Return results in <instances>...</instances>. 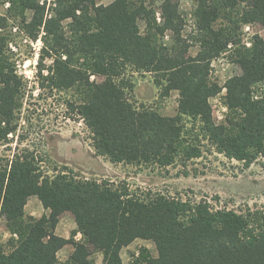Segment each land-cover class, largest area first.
<instances>
[{"label": "trees", "instance_id": "16d2710c", "mask_svg": "<svg viewBox=\"0 0 264 264\" xmlns=\"http://www.w3.org/2000/svg\"><path fill=\"white\" fill-rule=\"evenodd\" d=\"M38 1L9 3L21 15L33 12L28 37L36 39L41 28L44 33L39 87L75 89L79 101L70 106L84 120L96 155L112 163L167 167L178 155L183 122L189 118L199 120L208 144L205 150L187 148L184 160L206 151L237 162L241 170L264 166V94L250 92L254 82L264 80V38L255 36L248 57L237 60L241 74L227 83L222 103L239 110L234 120L212 121L209 99L219 88L208 78L210 62L234 41L236 31L264 29V0H193L191 16L200 35L191 41L183 37L178 0H114L107 6L95 0H55L45 17ZM65 19L72 20L69 37L61 26ZM168 34L171 44L163 41ZM45 58L51 62L44 69ZM126 65L152 74L163 96L178 92L175 116L135 108L128 101L126 83L114 81ZM90 74L104 80L91 82ZM20 84L0 52V92H20ZM4 100L0 96L2 104ZM9 110L0 107L3 116ZM11 129L1 131L0 140L6 141ZM21 151L0 161V220L10 233L0 242V264H97L98 257L100 264H122L121 250L137 239L151 242L154 250L140 246L130 264H264V209H214L206 200L182 201L142 190L132 194L124 182L62 172L49 177L39 173L35 155ZM31 196L43 207L39 219L23 214ZM64 213L75 224L68 240L54 233ZM65 245L71 253L60 261L56 254Z\"/></svg>", "mask_w": 264, "mask_h": 264}, {"label": "rangeland", "instance_id": "374dc122", "mask_svg": "<svg viewBox=\"0 0 264 264\" xmlns=\"http://www.w3.org/2000/svg\"><path fill=\"white\" fill-rule=\"evenodd\" d=\"M54 1H38V4L44 7L43 17L47 16L50 7H56ZM112 1L114 0H95V3L107 6ZM178 1L181 15L185 19L183 37L191 41V38L200 35L191 16L196 6L193 0ZM32 17L31 10H26L21 15L11 6L9 0H0V52L9 60L21 83L20 92H0V96L5 98L3 104L0 102V107L11 110L8 116L0 113V132L11 128L14 130H10L11 134L7 135L6 141L0 140V161L11 159L14 153L21 154V150H28L36 157L34 161L39 167V173L49 177L62 172L86 180H106L117 184L124 182L132 194L137 192L136 190H142L182 201L206 200L214 209H264L263 165L254 164L246 170H241L237 162L228 161L222 155L206 151L200 158L184 160L183 153L187 148H207L208 143L203 139L199 120H184V128L177 144L178 155L167 167H159L153 163H112L107 157L96 155L84 120L75 112V107L73 109L70 106L79 101L75 89L51 91L39 87L37 64L42 46L41 36L44 33L41 28L36 39L28 37L26 27ZM70 23L71 19H65L61 23L67 37L70 36ZM140 27L143 32V23H140ZM236 32L238 35L234 41L209 65V81L219 88V92L209 99L212 121L216 124L234 120L239 113V110H230L222 103V98L226 95L227 83L241 74L242 69L237 60L248 57L255 36L264 38V29L260 26L243 28ZM163 41L171 44L169 34ZM50 62L49 58L43 60L46 66L44 69ZM43 74L46 75V72ZM102 80V76L89 75L91 82ZM114 81L126 83L123 88L124 96L135 108L143 107L165 117L176 115L178 92L172 90L167 96H163L162 87L155 83L152 74L134 72L132 67L126 65ZM250 92L254 96L263 95L264 80L254 82L250 86ZM23 214L36 219L42 217L44 210L36 196L28 198ZM74 227L72 216L64 213L58 219L54 233L62 239L68 238ZM9 237V231L0 220V242H5ZM140 246L154 250L151 242L134 240L121 250V263L130 264L131 255H134ZM71 248L69 245L62 247L56 254L57 258L60 261L65 260L71 253ZM96 262L100 264L101 257H98Z\"/></svg>", "mask_w": 264, "mask_h": 264}, {"label": "crops", "instance_id": "0c3cea01", "mask_svg": "<svg viewBox=\"0 0 264 264\" xmlns=\"http://www.w3.org/2000/svg\"><path fill=\"white\" fill-rule=\"evenodd\" d=\"M54 232H55V231H54ZM68 232H69V231H68ZM69 234H70V232H69ZM68 238H69V237H68ZM68 238H64V239H68ZM77 238H79V235L76 236V239H77Z\"/></svg>", "mask_w": 264, "mask_h": 264}]
</instances>
